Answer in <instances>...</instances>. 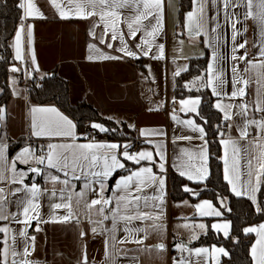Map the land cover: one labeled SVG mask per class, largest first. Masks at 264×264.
Wrapping results in <instances>:
<instances>
[{
  "label": "snow or ice",
  "instance_id": "snow-or-ice-1",
  "mask_svg": "<svg viewBox=\"0 0 264 264\" xmlns=\"http://www.w3.org/2000/svg\"><path fill=\"white\" fill-rule=\"evenodd\" d=\"M49 3L60 19L91 21L89 35L96 42L88 44L86 59L89 61L138 60L141 56L166 59L162 37L166 35V8L171 0H49ZM190 3L192 10L184 14V31L177 35L186 34L191 40L209 36V25L213 20L215 23L211 32L218 33L206 45L212 49L211 62L206 69L207 79L197 77L191 82L190 90L208 88L216 98L213 106L221 116L215 128L217 136L221 138L219 143L223 146V155L219 158L224 165V179L235 196L247 197L256 204L257 212L264 213V207H261V203H264V193L261 191L264 188V0H190ZM210 5L216 7L211 17ZM18 7L22 10V22L15 36V58L25 63L26 36L31 63L35 65L34 71H39L34 48V25H27L25 31L24 21L46 17L35 0H20ZM240 8L244 9L242 13L236 11ZM221 13L224 24L231 27V51L227 55L221 52L224 43L218 31L222 27ZM249 19L258 25L256 40L252 45L257 51L251 57L248 39L243 38L238 42V37H244L248 30L246 21ZM183 43V40L179 41L180 45ZM99 45L110 51L105 52ZM112 50L119 55L112 54ZM180 58L185 57L181 55ZM229 61L230 79L224 67ZM11 71L15 73L21 69L13 66ZM24 71L28 74L27 69ZM184 71H187V65L178 66L173 76H179ZM253 83L256 89L254 98H251L248 89ZM229 84L231 90L228 89ZM14 94L19 95L15 90ZM201 99L190 97L181 100L180 110L195 113L204 120L199 111ZM6 115V109L0 106V129L5 127ZM172 119L198 133L196 138L202 141L198 152L182 150L186 159H180L176 170L190 181L203 183L210 174L211 140L208 133L203 125L193 119L181 121L176 115ZM204 124L207 125L208 120H204ZM234 125L238 130L236 137L230 135ZM91 128L99 133L115 131L100 123H92ZM141 135L153 145L155 151H132L131 143L97 140L91 133H78L73 119L56 107L32 106L29 137L45 140L46 144L35 147L30 143L25 144L10 159L7 135L0 131V264H47V261L32 258L36 251V233L43 232L42 225L46 224H72L79 229L80 241H84L89 232L93 238L104 236L105 256L102 264H117L121 252L127 256L125 250L117 247L125 243L140 246L136 249L138 255L131 257L133 264H140V256L145 254L163 258L169 251L166 243L168 226L165 222L167 157L163 141L157 143L148 138L165 134L157 130H144ZM179 139L191 141L194 137ZM18 164L26 168H19ZM30 174L34 175L29 181ZM35 177H43L44 184L51 186H42L35 181ZM109 181H112L110 195L107 194ZM183 191L199 195L198 191L187 186ZM258 193H261L260 202L257 200ZM44 205L48 208L46 214L41 212ZM221 205L226 207L224 200H221ZM195 207L200 216L224 215L207 200ZM85 220L90 225L88 231L79 227ZM106 221H111V227L105 224ZM13 224L20 227L15 228ZM177 227L189 228L187 224ZM206 228L203 223L199 225L201 232ZM212 228L228 238L232 225L230 221H225L212 225ZM243 231L257 237L250 251L253 264H264V224L247 227ZM118 232L125 235L118 238ZM153 234L159 237V242L146 245L145 241ZM195 239H199V235L193 233L187 242L180 240L174 243L173 247L180 255L172 257L171 264H193V255L198 258L211 256L215 264H221L220 257L229 256L224 247L213 246L211 251L205 247L190 248L188 245ZM80 250L78 264H92L88 258L87 244L81 243ZM184 253L188 256H184ZM195 264H206V261L197 259Z\"/></svg>",
  "mask_w": 264,
  "mask_h": 264
},
{
  "label": "crops",
  "instance_id": "crops-1",
  "mask_svg": "<svg viewBox=\"0 0 264 264\" xmlns=\"http://www.w3.org/2000/svg\"><path fill=\"white\" fill-rule=\"evenodd\" d=\"M35 3L41 9L46 18L29 19L24 21V23L25 31H27V25H34V48L39 71H34L35 65L31 63L26 36L24 39L25 63H22L15 58V36L18 31V27L22 22L21 20L12 40L14 59L13 66L21 69L18 73L22 76H27L24 71L27 69L28 74L31 76L36 74L41 76V78L51 73L58 74L68 81L69 96L73 104L85 101L96 108L106 121L113 123L115 131L116 129L126 130V137L124 139L114 137L113 132L110 131L105 133L108 137L100 139V141L131 143L132 141L146 140V138L141 135L144 130H157L165 134L163 136H154L148 139L157 143L163 141L165 145L167 157L166 167L168 169L166 173L168 195L165 222L168 226V238L166 243L169 245V251L164 254L163 258L156 256L155 254L141 255L140 264H171V258L179 257L180 255L173 247L174 243L180 240L187 242L188 237L193 233L199 235L200 238L202 235L207 234L210 230L215 231V229L212 228V225L216 223L230 221L232 225L230 232L231 236L233 223L229 217L225 216V212H228V209H230L229 199L226 197H218V201H215L209 197L199 196L201 191L205 188L201 189L202 187L200 186L198 188V185H202L207 182L210 174L207 180L199 184L184 177L188 181L187 187L198 191V196H194L189 193L187 197L175 200L171 194V177L175 174L179 175V172L176 170V164L181 158L186 159V157H183L182 155V150L198 152L199 147L202 144V141L196 138L198 137V133L193 132L190 128L178 123L176 120H173L172 116L176 115L181 121L193 119L197 124L204 126V124L198 120V116L195 113L181 111L179 102L190 97H201L199 91L205 88H201L199 91L195 88L190 90V85L197 77L203 76L207 79V68L204 70L202 75L193 76L184 81L183 84L188 91L197 92V94L186 97H178L176 95L178 78L186 71L181 72L179 76L175 77L173 76V73L177 70L178 66L182 65H187V70H189L191 60L203 58L207 53L209 55V65L211 62L210 56L212 49L206 45L218 34L211 32V28L214 26L215 21L213 20L209 25V36H200L197 40L189 39L186 34L178 36L177 33L184 31L183 25H180L181 0H171L170 5L166 8V35L162 37V42L165 45L166 59L157 60L141 56L138 60L125 58L123 60L89 61L86 59L88 55V44L96 42L92 40L89 35L91 21L80 19L63 20L59 18L56 10L49 3V0H35ZM190 10H192V8ZM236 11L242 13L244 9L240 8L236 9ZM215 12L216 7L210 5V17L214 16ZM220 22L222 27L218 31L224 40V43L221 45V52L227 55L231 51V27L230 25L224 24L222 13L220 16ZM246 25L248 30L244 34V37H238V42L243 38L248 39V48L251 50V57V55L257 51V49L253 48L252 45L256 40L258 25L251 19L246 21ZM180 40L184 41L183 45L179 44ZM99 47H101V49L105 52L110 51L103 45H99ZM153 51H155V49H153ZM241 52H243V50H241ZM112 54L119 55L118 53H115L114 50H112ZM181 55L185 58L181 59ZM174 58L175 63L173 62ZM149 66L151 71H149ZM224 67L226 74L230 79V61L226 63ZM241 67H244V65H241ZM15 73L12 72L11 75H14ZM228 89L231 90V84L228 85ZM255 89V83H253L248 89L251 98H254ZM15 91L18 92L19 95H15L13 92V97L9 101L8 105L2 106L6 109L7 115L5 127L0 129V131H3L7 135L9 142L8 155L10 159L13 158L25 146V144L30 143L33 147L46 144L45 140L37 139L36 137H29L30 108L32 106H54L59 109L60 112L73 119L74 123H76L75 119L64 112L59 106L55 104H38L30 98L29 93L21 92V88L19 86L18 90ZM0 93H2V89ZM174 99L175 103L173 102ZM215 99L216 98L213 97V104ZM15 100H18V109H15L16 111L13 112V104ZM109 117H111V119H109ZM92 123H100L110 128L107 123L103 121ZM92 123L89 125L91 126ZM77 132L82 133V130H80L78 126ZM253 134L255 135V132ZM129 135L133 138H128L127 136ZM230 135L233 137L238 136V130L235 125L233 126ZM187 136H192L194 139L191 141L179 139V137ZM220 139L221 138L219 137V140ZM18 143L20 146L15 148V150L11 153V148ZM143 149L155 151L153 145L147 142L146 145L142 146L139 150ZM222 155L223 146L221 145L220 156ZM210 161L211 157L208 164L211 173ZM129 166L135 167L133 165ZM18 167L26 168L25 165L20 164H18ZM154 171H157V169L154 168ZM33 175L34 174L29 175V181L32 180ZM117 175H119V173ZM35 181L44 187L51 186L44 184L43 177H35ZM27 182L28 181H26V183ZM57 187H59V185H57ZM228 187L231 191V186L229 184ZM79 188L80 186L78 185L77 190H79ZM107 194H111L110 181L109 192ZM10 199H14V197H10ZM205 200L210 201L218 210L223 211L224 215L221 217L200 216L195 205L200 204ZM221 200L225 201L226 207L221 205ZM257 200L260 202L261 193L257 194ZM254 205L256 206V204ZM41 212L42 214H46L48 212L46 205L42 206ZM201 223L207 226L206 231L204 232H201L199 229V225ZM105 224L108 227H111V221H106ZM136 224L139 225L140 222L137 221ZM184 224H187L189 228L186 229L184 227H177V225ZM260 224H264V221L249 227L258 226ZM12 226L15 228L20 227V225L16 224H13ZM33 227H35V222H33ZM79 227L88 231L90 225L87 220H85ZM42 228L44 229L43 232L36 233L37 244L36 251L32 256L33 259L41 262L47 261V264H78L81 257L80 245L81 243H86L88 258L92 264H102L104 261V236H96L93 238L89 232V235L84 238V241H80L79 229L74 227L72 224H46L42 225ZM217 233L223 236L222 232ZM123 235H125L123 232L117 233L118 238ZM254 237L255 239L253 244L257 239L255 234ZM197 240L199 239L193 240L189 244V247L193 249L205 247L211 251L212 247L215 246L224 247L227 250L225 246L215 244L207 246H192V244ZM158 242L159 237L153 234L149 236V239L145 241V244L154 245ZM117 247L127 252V256H125L123 252L120 253L117 259V264H133L131 257L138 255L136 249L140 246L137 244L125 243L118 245ZM175 254H177V256ZM183 255L186 257L188 256L187 253H184ZM223 258L224 256L220 257L221 264ZM191 259L193 264H195L197 259L205 260L206 264H215V259L211 256L198 258L193 255Z\"/></svg>",
  "mask_w": 264,
  "mask_h": 264
},
{
  "label": "trees",
  "instance_id": "trees-1",
  "mask_svg": "<svg viewBox=\"0 0 264 264\" xmlns=\"http://www.w3.org/2000/svg\"><path fill=\"white\" fill-rule=\"evenodd\" d=\"M20 0H0V87L2 94L0 96V106L8 105L13 96L10 85L11 68L14 64L12 40L21 22L22 10L18 7ZM192 8L190 0H181L180 9V25H183L184 14ZM209 55L203 58L191 60L189 70L181 74L178 78L176 95L178 97H186L197 94L196 91H188L184 86V81L193 76L201 75L202 71L207 68ZM40 86H35L36 83ZM29 86L30 98L38 104H55L64 112L73 117L80 130H83L92 122L103 121L114 129V124L102 118L99 111L92 105L81 101L73 104L69 96V84L66 79L56 73H51L39 78L34 74ZM202 97V105L200 108L201 116L204 120H208V124H204V120L198 116V120L202 122L211 140L210 143V167L211 173L202 185L207 187L201 191V197H209L218 201V197H226L229 199L230 211L225 212V216L229 217L233 223L232 234L229 238L223 237L221 234L210 230L207 234L202 235L199 240L194 242L192 246L222 245L229 252V256L224 257L222 264H253L250 254V248L255 239L254 234H245L244 229L264 221V213L257 212L256 206L252 201L245 197H237L231 193L228 184L224 179L223 165L219 158L221 154V145L219 136L216 134L215 125L220 122L221 114L213 106V96L208 88L199 91ZM131 132L130 130H128ZM126 130L116 129L113 136L124 139ZM128 138H133L131 135ZM20 145L15 144L11 148V153ZM115 179V177L113 178ZM188 181L180 175H172L171 177V194L175 200L183 199L189 193L183 191V184ZM198 185V186H202ZM112 187V181H110ZM264 193V188H262ZM264 207V203H261Z\"/></svg>",
  "mask_w": 264,
  "mask_h": 264
},
{
  "label": "rangeland",
  "instance_id": "rangeland-1",
  "mask_svg": "<svg viewBox=\"0 0 264 264\" xmlns=\"http://www.w3.org/2000/svg\"><path fill=\"white\" fill-rule=\"evenodd\" d=\"M204 71H202L201 75L203 74ZM33 75V74H32ZM30 77H32L31 75L27 74V76H22L20 75L18 72L15 73L14 75H11V78H10V85H11V89L12 91L14 92V90H18V86L21 88V92H24V93H29V86H27V84H29L30 82ZM39 78H41V76L38 75ZM13 78H15L16 80V83L13 84ZM0 92H1V88H0ZM2 93H0L1 95ZM13 97V96H12ZM13 112L16 111L15 109H18V100H15L14 104H13ZM103 118V117H102ZM104 120H106L105 118H103ZM188 184L187 183H184L183 186H187ZM202 187L201 189H204L206 188L207 186L206 185H202L200 186ZM199 188V186H198Z\"/></svg>",
  "mask_w": 264,
  "mask_h": 264
},
{
  "label": "built area",
  "instance_id": "built-area-1",
  "mask_svg": "<svg viewBox=\"0 0 264 264\" xmlns=\"http://www.w3.org/2000/svg\"><path fill=\"white\" fill-rule=\"evenodd\" d=\"M30 78H31V77H30ZM27 86H28V84H27ZM35 86L39 87V86H40V83H39V82L36 83ZM84 132L91 133L92 135L95 136V138H96L97 140L104 139V138L108 137L107 134L97 132V130L91 128L90 125L86 126V127L82 130V133H84ZM90 138H91V137H90ZM131 144H132V151H136V150H139L142 146L146 145V140L132 141ZM175 255L177 256V254H175Z\"/></svg>",
  "mask_w": 264,
  "mask_h": 264
},
{
  "label": "water",
  "instance_id": "water-1",
  "mask_svg": "<svg viewBox=\"0 0 264 264\" xmlns=\"http://www.w3.org/2000/svg\"><path fill=\"white\" fill-rule=\"evenodd\" d=\"M189 246V245H188Z\"/></svg>",
  "mask_w": 264,
  "mask_h": 264
}]
</instances>
